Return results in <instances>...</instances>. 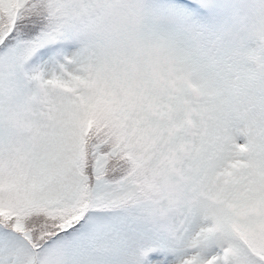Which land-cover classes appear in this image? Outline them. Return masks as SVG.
Listing matches in <instances>:
<instances>
[{
    "label": "snow or ice",
    "instance_id": "obj_1",
    "mask_svg": "<svg viewBox=\"0 0 264 264\" xmlns=\"http://www.w3.org/2000/svg\"><path fill=\"white\" fill-rule=\"evenodd\" d=\"M0 264H264V0H0Z\"/></svg>",
    "mask_w": 264,
    "mask_h": 264
}]
</instances>
